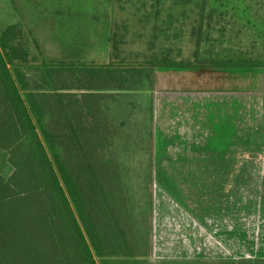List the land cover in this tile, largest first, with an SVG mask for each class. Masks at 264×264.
Returning a JSON list of instances; mask_svg holds the SVG:
<instances>
[{
    "label": "rangeland",
    "instance_id": "obj_1",
    "mask_svg": "<svg viewBox=\"0 0 264 264\" xmlns=\"http://www.w3.org/2000/svg\"><path fill=\"white\" fill-rule=\"evenodd\" d=\"M70 1L76 10L64 20H72L74 32H60L66 43L57 33L68 28H53L51 19L56 16L46 15L47 28H34L40 32H32L35 43L30 39V49V37L12 25L28 4L0 0V32L8 31L9 39L15 34L22 41L26 38L27 53L23 44L16 46V64L29 65L28 72L30 66L44 63L94 64L84 54L97 52L96 48L102 53L106 33L102 25L97 30L89 16L98 15L101 7L105 14L107 0ZM114 4L112 50L119 61L192 60L200 37L208 57L264 58V0H114ZM53 75L59 77L58 72ZM51 82L50 89L57 91L58 82ZM151 94V132L143 133L140 126L130 139L115 136L114 147L106 149L121 164L111 173L117 189L108 215L115 236L122 238L118 247L123 253L107 256L105 263L155 264L175 257L174 252H179L175 258H184L182 236L191 226L194 234L203 232L202 237L194 235V248L203 247L204 255L211 256L206 258L226 259L223 248H232V241L222 240L220 232L233 218L236 255L230 249V258H264L257 257L264 255V173L256 172L264 170V158L259 157L264 153V67L160 66L153 90L140 92L142 99ZM140 104L144 108V99ZM141 116L139 110L133 122L142 123ZM3 128L0 120V139L6 141L9 128ZM15 138L12 131V141ZM20 148L23 159L26 151ZM14 172L8 153L0 147V173L10 178Z\"/></svg>",
    "mask_w": 264,
    "mask_h": 264
},
{
    "label": "trees",
    "instance_id": "obj_2",
    "mask_svg": "<svg viewBox=\"0 0 264 264\" xmlns=\"http://www.w3.org/2000/svg\"><path fill=\"white\" fill-rule=\"evenodd\" d=\"M15 35L0 33V120L9 128L0 147L15 167L13 177L0 173V264H106L107 256L122 254V238L108 215L117 189L111 173L121 164L106 149L114 147L115 136L130 139L140 126L151 132L152 94L143 98V108L140 92L153 90L156 69L264 67V58L205 56L200 37L192 60L112 56L108 64L44 63L28 72L29 65L14 61L10 41L23 42ZM139 110L142 123H134ZM155 264H264V258H167Z\"/></svg>",
    "mask_w": 264,
    "mask_h": 264
},
{
    "label": "crops",
    "instance_id": "obj_3",
    "mask_svg": "<svg viewBox=\"0 0 264 264\" xmlns=\"http://www.w3.org/2000/svg\"><path fill=\"white\" fill-rule=\"evenodd\" d=\"M48 0H25V2L28 4V6L26 7V9L24 10V14L22 15V13H18L19 16H24L22 17V20L20 21V17L18 19V21H15L14 24H12L13 26H20L21 28L17 29L16 31H20V32H23L25 33V35L29 36V46L28 48L30 47L31 48V44H30V39H32V41H34L35 43V39H34V36L32 35V32H40V30L37 29H34L35 27H41V26H45L46 24H44L45 21L47 20H44L45 16L46 15H54L56 16L55 18H52L51 20H53V28L56 26H60V27H66L68 28V30H61L59 29V33L61 31H63L64 33H72L74 32L72 29H73V26H72V20H64L66 19V16H71L74 12H75V6H74V3L70 0H52L54 1L53 4H48L47 2ZM100 1V0H99ZM106 6V13L104 14H101L100 11H99V14L95 15H90L88 14V16L90 17L91 21L97 26V30H101L100 29V25H102L101 27H104L105 29V33H106V38L103 41V49L102 50H106V52L108 54H110L111 56V60H112V52H113V48H112V36H113V31H114V27H113V24H114V18L116 16V8H115V4H114V0H107L106 4L104 5ZM103 7L101 8H98V10H101ZM19 12V10H18ZM48 26H51L50 24ZM47 28V26H45ZM5 31V29H4ZM44 31V30H43ZM28 32V34H27ZM55 33V31H52ZM1 34L4 33L3 31L0 32ZM57 37L59 39H62L63 42L64 40H66V38L63 36V33H60V35L57 33ZM26 38L24 37V41L21 43V45L23 44V49H24V52L27 53V42L25 40ZM70 39V38H69ZM78 40H81V38H79ZM73 42L76 41V39H73L72 40ZM93 41H97V40H94ZM66 43V42H64ZM10 45L16 47L17 46V43L14 39H12V41H10ZM33 47V46H32ZM64 50V49H62ZM89 50H92V49H89ZM95 50H97V52H93V53H86L84 54L85 55V58H88L89 57V62H93L95 64H107L106 62V59H102V53H98V50H100L99 48H96ZM64 56H66L65 54H63ZM67 57V56H66ZM84 58V59H85ZM84 61H80L78 63H83ZM66 64V63H64ZM68 64V63H67ZM258 156V155H257ZM259 157L261 158H264V153H260L259 154ZM255 170V169H254ZM257 173H261L263 174L264 173V170H256ZM235 223H236V219L233 218L232 219V222L231 224L229 223L228 227L227 228H224L220 233L221 235V239L226 241V242H230V240L232 241V248H229L228 246H226V248H223L225 252H227L228 255L226 259L230 258V256L232 255H229L228 252H233V254L236 255V253H234V250L236 249L235 248V243H236V226H235ZM209 230V228H208ZM208 234V238L210 237V232H206ZM215 234V237L217 238L216 236V233L215 231L212 232ZM200 237L203 236V232H200ZM198 232H196L194 234V231H193V228L191 226L190 228V232L187 231V233L183 234V250L182 248L180 249L181 253H184L183 254V257L184 258H187V259H195V258H206V257H211V256H205L204 254H206V252H204V248L201 247V246H195V248L193 247L194 245L192 244V240H196V236L198 235ZM196 235V236H194ZM188 236V237H187ZM182 237H180L182 239ZM165 238V236H164ZM201 239V238H200ZM205 240V239H204ZM209 240V239H208ZM173 245V244H172ZM174 248H177L175 245H173ZM224 246V245H223ZM178 249V248H177ZM231 249V250H230ZM174 252L173 250L171 251V253ZM223 253V252H222ZM179 252H174L172 253V256H175V257H179ZM256 256V255H255ZM175 257H169V258H175ZM257 257H264V255H261V256H257ZM216 258H220V257H216ZM234 258V257H232Z\"/></svg>",
    "mask_w": 264,
    "mask_h": 264
},
{
    "label": "water",
    "instance_id": "obj_4",
    "mask_svg": "<svg viewBox=\"0 0 264 264\" xmlns=\"http://www.w3.org/2000/svg\"><path fill=\"white\" fill-rule=\"evenodd\" d=\"M102 59H106L107 64L111 62V56L106 52V50H103L102 52Z\"/></svg>",
    "mask_w": 264,
    "mask_h": 264
},
{
    "label": "flooded vegetation",
    "instance_id": "obj_5",
    "mask_svg": "<svg viewBox=\"0 0 264 264\" xmlns=\"http://www.w3.org/2000/svg\"><path fill=\"white\" fill-rule=\"evenodd\" d=\"M100 12H102L101 10H99ZM105 12V11H104Z\"/></svg>",
    "mask_w": 264,
    "mask_h": 264
}]
</instances>
